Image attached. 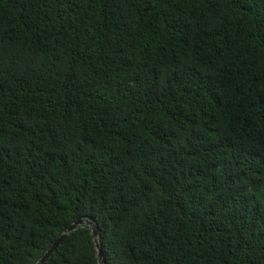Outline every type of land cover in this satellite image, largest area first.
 Returning a JSON list of instances; mask_svg holds the SVG:
<instances>
[{"label":"trees","instance_id":"16d2710c","mask_svg":"<svg viewBox=\"0 0 264 264\" xmlns=\"http://www.w3.org/2000/svg\"><path fill=\"white\" fill-rule=\"evenodd\" d=\"M264 264V0H0V264Z\"/></svg>","mask_w":264,"mask_h":264},{"label":"water","instance_id":"95a60500","mask_svg":"<svg viewBox=\"0 0 264 264\" xmlns=\"http://www.w3.org/2000/svg\"><path fill=\"white\" fill-rule=\"evenodd\" d=\"M81 225H89L93 226V223H91L89 220H83L80 219L73 223L71 226L68 227V229L53 243L51 248L44 254V256L36 263V264H44L50 257L51 255L58 249V247L63 243V241L74 231L76 230L79 226ZM93 233H94V239L97 247V253H98V258H99V263L100 264H106L102 251L100 250L99 246V241H98V231L94 227L93 228Z\"/></svg>","mask_w":264,"mask_h":264}]
</instances>
